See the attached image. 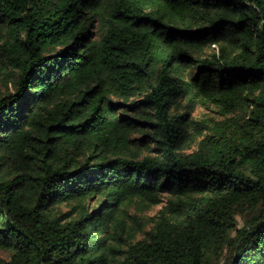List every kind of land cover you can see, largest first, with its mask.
<instances>
[{"label": "trees", "instance_id": "trees-1", "mask_svg": "<svg viewBox=\"0 0 264 264\" xmlns=\"http://www.w3.org/2000/svg\"><path fill=\"white\" fill-rule=\"evenodd\" d=\"M0 252L264 264V0H0Z\"/></svg>", "mask_w": 264, "mask_h": 264}, {"label": "rangeland", "instance_id": "rangeland-1", "mask_svg": "<svg viewBox=\"0 0 264 264\" xmlns=\"http://www.w3.org/2000/svg\"><path fill=\"white\" fill-rule=\"evenodd\" d=\"M92 38H97L98 35L100 34V28L98 27V25H95L92 28ZM214 48V46L211 47V49ZM209 113L205 108H196L193 112L192 115L196 116V117H201L204 114ZM149 149L147 147H144L141 150V155H147L149 152ZM152 154V153H151ZM166 202V198H164V204ZM164 204H160L157 206L152 207L150 210H148L147 212L143 213L144 216H153L155 215ZM238 226H242V221L239 222ZM0 257L4 258V259H8L7 253L5 252H0Z\"/></svg>", "mask_w": 264, "mask_h": 264}]
</instances>
